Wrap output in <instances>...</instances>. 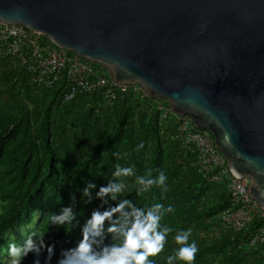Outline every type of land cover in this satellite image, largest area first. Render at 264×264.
<instances>
[{"label":"water","instance_id":"water-1","mask_svg":"<svg viewBox=\"0 0 264 264\" xmlns=\"http://www.w3.org/2000/svg\"><path fill=\"white\" fill-rule=\"evenodd\" d=\"M0 23L189 116L264 210V0H0Z\"/></svg>","mask_w":264,"mask_h":264},{"label":"trees","instance_id":"trees-1","mask_svg":"<svg viewBox=\"0 0 264 264\" xmlns=\"http://www.w3.org/2000/svg\"><path fill=\"white\" fill-rule=\"evenodd\" d=\"M63 92L62 87L49 91L31 86L19 68L0 64V94L6 98L0 105V116L3 117L0 121V240L15 227L31 225L34 214L38 213L36 228L39 233H47L46 244L55 245L56 255L51 264H56L60 250L73 246L79 239L80 228L67 232L61 227L48 226L47 213L58 212L67 206L74 194L75 209L82 214L79 219L83 224L91 210L100 204L99 200L87 203L86 198L81 197L85 184L91 182L99 187L109 180L123 179L127 185L124 195L137 206L148 207L159 202L165 208L169 205L174 208L162 221L173 231L155 264H165L166 257L179 247L174 236L188 228L192 230L190 239L200 249L195 264H264L252 254L249 258L246 251L238 250L229 236L221 235L208 241L198 233L203 221L224 208L226 199L214 196L216 203H201L203 191L195 190L198 183L202 184L200 179L189 166L186 172H181L177 166L176 146L165 151L156 129L155 114H151L146 126L141 123L136 132L131 128L127 132L125 126L133 117L135 105L123 103L118 107L117 122L111 133L105 134L93 127L98 121L92 108L94 103L80 98L62 103ZM156 100L163 101H152ZM130 133L132 136L137 134V141L143 147L151 143V158L144 164L141 157L143 166L125 158L119 165L134 167L135 175L116 178L113 176L116 165H109L105 147L108 145L110 156L120 145L130 149L133 146ZM177 152L181 154V151ZM149 171L153 178L160 171L166 174V193L156 186L138 193L136 177L147 175ZM199 203L205 206L201 207ZM240 238L241 235L235 236V241ZM45 256L46 253H42L39 257L41 264H44ZM35 259L30 253L23 264H33ZM177 264L182 262L177 261Z\"/></svg>","mask_w":264,"mask_h":264},{"label":"built area","instance_id":"built-area-1","mask_svg":"<svg viewBox=\"0 0 264 264\" xmlns=\"http://www.w3.org/2000/svg\"><path fill=\"white\" fill-rule=\"evenodd\" d=\"M2 63L19 68L31 86L49 91L64 88L62 103L80 98L94 103L92 108L96 112L101 108L110 111L123 103L150 109L156 115V129L163 148L171 150L176 146L184 150L192 171L203 186H209L212 193L207 204L217 202L214 196L226 199L224 208L214 215V234L229 236L237 248L243 242L251 247L264 245V210L248 195L249 180L230 174L212 134L197 129L189 116L177 115L164 104L152 101L138 84L114 85L100 65L57 48L49 39L21 24L0 23ZM237 235L241 238L235 241ZM251 254L264 263V252Z\"/></svg>","mask_w":264,"mask_h":264},{"label":"clouds","instance_id":"clouds-1","mask_svg":"<svg viewBox=\"0 0 264 264\" xmlns=\"http://www.w3.org/2000/svg\"><path fill=\"white\" fill-rule=\"evenodd\" d=\"M143 147L138 145L137 150ZM135 175L134 167L116 165L113 176L116 178ZM139 185L138 193L149 191L153 186L159 187L162 193L168 191L167 176L163 171L153 178L151 171L144 176L136 177ZM83 188L81 197L87 203L99 200L100 204L93 208L80 223L82 215L75 209V195L70 196V203L58 212H49L46 216L48 226L61 227L67 232L80 228L79 239L73 246L61 249L56 264H155V259L165 251L168 235L173 231L168 225L162 224L164 216L172 213L174 208H165L156 202L148 207H139L127 198V185L123 179L109 180L99 187L88 182ZM95 195H93V190ZM115 202V203H110ZM46 232H32L21 243L9 242L7 255L9 264H23L25 258L34 254L33 264H41L39 257L46 253L44 264H51L56 255L55 245L46 244ZM191 228L178 231L174 242L179 247L166 257L165 264H195L200 249L191 240ZM108 241V242H106Z\"/></svg>","mask_w":264,"mask_h":264},{"label":"rangeland","instance_id":"rangeland-1","mask_svg":"<svg viewBox=\"0 0 264 264\" xmlns=\"http://www.w3.org/2000/svg\"><path fill=\"white\" fill-rule=\"evenodd\" d=\"M4 102H6V98L3 94H0V105H2ZM157 103H161L162 105L164 104L165 107L170 108L169 104L166 101H159L156 100ZM166 103V104H165ZM119 107V106H118ZM118 107L114 108L113 110H106L105 108H101L103 110L100 111H95L96 113V119L98 120L96 123L93 124V127L95 129H99L105 134H110L112 131L113 125L117 122V111ZM152 111L146 107H136L133 109V117L129 121L128 125L125 126V129L128 131L129 128L132 129V131H137L140 124L143 123L144 126L147 125L149 121V117L151 116ZM0 121H3V117L0 116ZM131 134V133H130ZM132 136V134H131ZM133 139V146L130 147V149L126 148L124 145H120L116 148V150L109 155L108 152V145L105 147V155H107L109 159V165L114 166V165H119L120 162H124L125 158H128L130 161L133 160L137 163H140L139 165L143 166L141 163V157L143 158V162L145 164V160L151 158V143L148 142L145 147L139 148L137 150L138 145H140L137 141V134L135 133L132 136ZM166 152H169L168 149H165ZM177 151H181V154H179ZM176 155H177V166H179L181 172H186L187 166L191 168L190 163H188L187 156L185 155L184 150H177ZM120 166V165H119ZM115 171V169H114ZM196 191L202 190L203 191V197L201 199L202 204H207V201L211 199V193L212 191L210 190L209 186H203L202 184H197ZM199 203L201 207L205 206ZM198 205V206H199ZM1 211V209H0ZM39 219V214L35 213L34 218H33V223L28 226H19L15 227L11 230H9L5 236L0 240V264H9V257L7 255V247L9 242L15 240L17 243H21L23 239L30 233L32 232H37L39 231L36 228V224ZM202 227L198 228V233L208 239H216L218 238L215 233V216L203 221V224L201 225ZM257 245H262V244H257ZM232 248V247H231ZM230 248V249H231ZM238 250H244L246 251L247 255L249 258L251 257V253H262L264 252V245L263 246H256V247H251L249 243L243 242L241 244V248H237ZM243 251V252H244Z\"/></svg>","mask_w":264,"mask_h":264}]
</instances>
